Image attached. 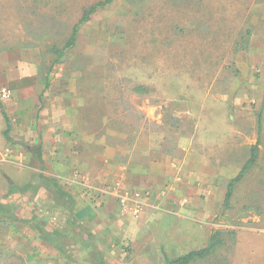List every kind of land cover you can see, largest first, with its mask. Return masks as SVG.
Masks as SVG:
<instances>
[{
    "label": "rangeland",
    "instance_id": "1",
    "mask_svg": "<svg viewBox=\"0 0 264 264\" xmlns=\"http://www.w3.org/2000/svg\"><path fill=\"white\" fill-rule=\"evenodd\" d=\"M99 1L0 0V80L56 77L53 89L66 107L62 124L80 137L96 133L99 141L127 131L139 138L141 152L169 148L176 161L189 153L186 177L176 182L186 193L177 203L184 210L198 192L201 208L176 215L153 206L156 212L142 220L132 216L135 207L130 213L129 199L107 222L89 198L95 217L79 218L80 199L96 195L90 177L67 165L70 176L82 175L76 185L52 169L72 194L67 201L40 183L48 168L41 169L36 153L46 131L38 111L27 136L22 122L13 138L19 143L5 138L0 147V202L11 205L14 220L6 228L0 222V241L9 243L0 251L14 264H165V256L203 248L221 231L224 243L190 264H264V99L240 98L255 79L238 68L264 22V0H114L81 24L75 45L58 58L54 47L65 46ZM8 101L0 99L5 111ZM259 139L257 163L226 205L227 185ZM139 201L142 211L146 201ZM39 224L57 228L65 248L42 239Z\"/></svg>",
    "mask_w": 264,
    "mask_h": 264
},
{
    "label": "crops",
    "instance_id": "2",
    "mask_svg": "<svg viewBox=\"0 0 264 264\" xmlns=\"http://www.w3.org/2000/svg\"><path fill=\"white\" fill-rule=\"evenodd\" d=\"M238 68L245 77L255 79L244 86L239 94L240 98L261 97L264 99V22L256 25L247 49L238 58ZM3 80L4 78L0 82ZM56 80V77H7V83H0L2 86L0 90L2 88L11 90V97L6 99L9 100L7 102L8 110L5 111L0 102V147L5 144L7 118L11 125V131H13V133L10 132V135L15 139L16 126L22 122L25 123L24 128L27 136V129L29 132L32 130L30 125L34 120V115L40 111L42 127L46 128V131L42 132L43 140L38 142L36 153L39 156L41 169L45 166L48 168L46 173L41 174L58 176L57 172H59L62 177H66L65 182L74 178L73 180L76 182L73 184L79 185L80 182L75 178L76 174L70 176L71 172L65 167L73 164L80 168L90 177L88 184L96 194L95 197L93 194H89L87 199L92 198L96 203L101 204L99 209L102 210V217L106 218L107 222L111 221L112 217H118L121 215L120 212L125 210L119 194L113 190L117 183H120L123 190L127 189L126 191L130 193V204L128 205L130 213L133 212L137 199L142 198L146 201L140 213H132V216L142 220H148L150 214L156 212L154 211L155 207L176 215H179L180 210L198 211L197 209L201 208V202L197 200L199 199L197 196L200 194L198 192L190 199V203L184 210L177 203L180 195L186 193L182 183L177 185L176 182H178L180 174L182 177H186V170L188 172V164L191 162L187 160L189 153L176 161L177 158L174 155L176 151L172 152L169 148L152 145L148 150L141 152L139 138L137 136L130 137L127 131L120 133L119 137L108 138L106 136L99 141L95 136L96 133H88L80 137L79 133L75 134L74 129L70 130L68 127L69 131H67V127L62 124L63 114L61 111L63 110L65 113L66 110L64 101L61 100L64 95L53 89ZM69 93L74 95L75 91ZM43 97L46 100L41 102ZM0 99L3 100L1 96ZM70 105L75 106L71 103ZM48 119H51L53 124L50 125ZM49 129L51 130L49 131ZM16 143L19 142L16 141L14 144ZM54 168L57 172L52 171ZM175 174L177 177L174 176ZM67 175L69 176L67 177ZM78 175L80 179L82 175ZM66 190L69 191V189ZM153 194L156 195L155 198ZM154 199L157 205H153ZM80 200L76 211L78 217L93 219L92 216L96 214L93 201ZM173 209L178 211H173ZM156 217L160 219L163 216L157 214ZM196 225L195 223L194 226ZM193 230L195 229H190L192 232Z\"/></svg>",
    "mask_w": 264,
    "mask_h": 264
},
{
    "label": "trees",
    "instance_id": "3",
    "mask_svg": "<svg viewBox=\"0 0 264 264\" xmlns=\"http://www.w3.org/2000/svg\"><path fill=\"white\" fill-rule=\"evenodd\" d=\"M113 1L114 0L99 1L91 5L84 11V14L81 17L80 21L75 24L72 35L70 39L66 42L65 46L62 49L54 47V50L57 53L58 58L61 56H64L67 50L75 45L81 24L89 21L92 14H94L99 8L104 7L105 5L110 4ZM7 122H8V126H7V129L5 130V137L11 143H15L16 141L14 142L13 138L10 135L11 125H10L8 118H7ZM259 122H261V115L259 117ZM259 145H260V139L251 147L250 157L245 162L240 172L229 181L227 185L226 195H225L226 205L229 204L230 199L234 193V189L239 183V181H241L246 175V173L251 169V167L257 163L259 152H260ZM40 181H41L40 183L43 184L45 189L50 190V192H52L53 195L58 196L60 199H64L66 201L72 199V194L61 186V184L59 183V180L56 177L45 176L43 174H40ZM28 186L36 187L39 185H28ZM11 212L13 211H12V207L10 204L0 202V222L3 225L2 227L6 225L8 227L14 221L12 220L13 217H11ZM37 230L39 231L40 233L39 236L42 239L52 243L57 249L60 250L62 248H65L64 247L65 243L60 241V238H61L60 231L57 228H46L39 224L37 227ZM210 240H211L210 243L203 248L191 250L185 254H182L180 256L173 257V258L165 256V264H190L192 261L209 256L216 250L218 246L224 243V239L221 236V231H216L215 233H213L211 235ZM8 244L9 243H7V241L3 238L0 241V246L2 248H5ZM2 251H0L1 252L0 264H11V263L14 264V261L11 260V256H10L11 254L9 252L3 253ZM12 256L15 258V253H13ZM19 258L21 262L24 261L22 257L19 256Z\"/></svg>",
    "mask_w": 264,
    "mask_h": 264
},
{
    "label": "built area",
    "instance_id": "4",
    "mask_svg": "<svg viewBox=\"0 0 264 264\" xmlns=\"http://www.w3.org/2000/svg\"><path fill=\"white\" fill-rule=\"evenodd\" d=\"M0 96L1 98L3 99H8L11 97V90L8 89V88H2L0 90ZM76 179H79V175L76 174ZM114 191H116V193L119 194V197H120V200L123 204L126 203V201H128L130 199V193L128 191H123V187L120 186V183H117V186L114 187L113 189ZM137 197H138V194H137ZM137 203H136V206H135V210H134V213L138 214L139 211L141 210V202L137 199L136 200Z\"/></svg>",
    "mask_w": 264,
    "mask_h": 264
}]
</instances>
